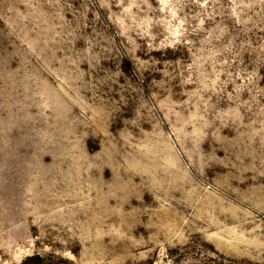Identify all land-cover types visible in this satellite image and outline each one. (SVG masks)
Segmentation results:
<instances>
[{"label": "rangeland", "instance_id": "rangeland-1", "mask_svg": "<svg viewBox=\"0 0 264 264\" xmlns=\"http://www.w3.org/2000/svg\"><path fill=\"white\" fill-rule=\"evenodd\" d=\"M0 264H264V0H0Z\"/></svg>", "mask_w": 264, "mask_h": 264}]
</instances>
